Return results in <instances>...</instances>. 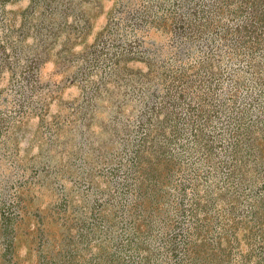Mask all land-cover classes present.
Returning <instances> with one entry per match:
<instances>
[{"label": "rangeland", "instance_id": "374dc122", "mask_svg": "<svg viewBox=\"0 0 264 264\" xmlns=\"http://www.w3.org/2000/svg\"><path fill=\"white\" fill-rule=\"evenodd\" d=\"M243 0H0V264H264V34Z\"/></svg>", "mask_w": 264, "mask_h": 264}, {"label": "trees", "instance_id": "16d2710c", "mask_svg": "<svg viewBox=\"0 0 264 264\" xmlns=\"http://www.w3.org/2000/svg\"><path fill=\"white\" fill-rule=\"evenodd\" d=\"M243 2L249 9L252 18L251 22L255 24V20L259 19L264 34V0H243Z\"/></svg>", "mask_w": 264, "mask_h": 264}]
</instances>
